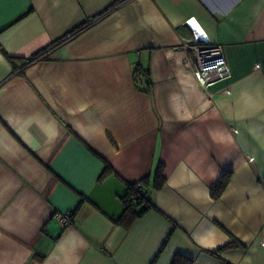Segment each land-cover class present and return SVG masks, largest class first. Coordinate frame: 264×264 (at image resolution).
Wrapping results in <instances>:
<instances>
[{
	"label": "crops",
	"instance_id": "0c3cea01",
	"mask_svg": "<svg viewBox=\"0 0 264 264\" xmlns=\"http://www.w3.org/2000/svg\"><path fill=\"white\" fill-rule=\"evenodd\" d=\"M189 20L230 70L205 90ZM0 264H264V0H0Z\"/></svg>",
	"mask_w": 264,
	"mask_h": 264
},
{
	"label": "built area",
	"instance_id": "2783aa9c",
	"mask_svg": "<svg viewBox=\"0 0 264 264\" xmlns=\"http://www.w3.org/2000/svg\"><path fill=\"white\" fill-rule=\"evenodd\" d=\"M99 18L93 20H86L83 29L93 25ZM190 21V20H189ZM192 36L189 40L184 41L182 44L183 51L189 54L193 61L192 64L185 59L184 65L187 69L191 70L192 75L196 82L203 90L210 88L213 84L225 81L230 78V70L225 61L223 52L219 46L214 44L203 32L189 23ZM73 34L67 36V39L72 37ZM48 56V51L41 52L34 57L28 58L22 62V68L28 67L38 61L45 59ZM136 193L140 194L142 186L136 183L134 186ZM135 197L133 198V200ZM71 214L67 213H53V219L66 227L71 224Z\"/></svg>",
	"mask_w": 264,
	"mask_h": 264
},
{
	"label": "trees",
	"instance_id": "16d2710c",
	"mask_svg": "<svg viewBox=\"0 0 264 264\" xmlns=\"http://www.w3.org/2000/svg\"><path fill=\"white\" fill-rule=\"evenodd\" d=\"M134 76H135V82H136L137 89L142 92H146V93L149 92L150 91L149 87L151 84H150V81L148 80L149 78L148 71L140 72L138 69H136L134 72ZM139 78H143V80ZM163 179L164 178L161 177V175L157 173L156 185H155L157 189L161 188V186L163 185ZM219 184L220 185L218 186L219 188L218 194L226 186L225 182L219 183ZM134 186L135 184L128 188V193L123 198L124 213L118 220L120 223L124 224L125 226L130 224L131 221H133L135 218L141 216L143 213L153 208L151 203L145 198L143 191L140 194L136 193L134 190ZM134 197L135 199L133 200ZM232 246H233V243H230L226 245L224 248L232 247Z\"/></svg>",
	"mask_w": 264,
	"mask_h": 264
},
{
	"label": "snow or ice",
	"instance_id": "6c2138e0",
	"mask_svg": "<svg viewBox=\"0 0 264 264\" xmlns=\"http://www.w3.org/2000/svg\"><path fill=\"white\" fill-rule=\"evenodd\" d=\"M189 23H190V24H195V21H194V20H193V21H189Z\"/></svg>",
	"mask_w": 264,
	"mask_h": 264
}]
</instances>
